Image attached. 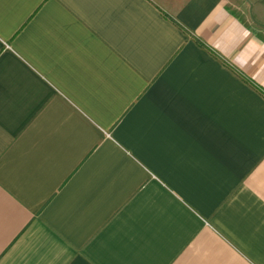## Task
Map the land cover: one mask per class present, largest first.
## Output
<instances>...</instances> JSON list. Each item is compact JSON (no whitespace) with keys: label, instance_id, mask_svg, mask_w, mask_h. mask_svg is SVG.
Returning a JSON list of instances; mask_svg holds the SVG:
<instances>
[{"label":"crops","instance_id":"1","mask_svg":"<svg viewBox=\"0 0 264 264\" xmlns=\"http://www.w3.org/2000/svg\"><path fill=\"white\" fill-rule=\"evenodd\" d=\"M0 264H264V0H0Z\"/></svg>","mask_w":264,"mask_h":264}]
</instances>
